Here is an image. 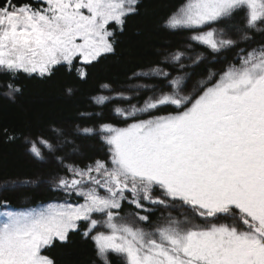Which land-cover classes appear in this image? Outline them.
Returning <instances> with one entry per match:
<instances>
[{"label":"snow or ice","instance_id":"6c2138e0","mask_svg":"<svg viewBox=\"0 0 264 264\" xmlns=\"http://www.w3.org/2000/svg\"><path fill=\"white\" fill-rule=\"evenodd\" d=\"M140 3L0 0V98L23 94L22 74L86 80ZM161 27L181 39L98 82L71 121L0 125V142L23 139L57 166L0 183L53 193L0 200V264H55L48 250L73 235L92 243L94 264H264V0H179ZM83 139L103 155L84 157Z\"/></svg>","mask_w":264,"mask_h":264},{"label":"trees","instance_id":"16d2710c","mask_svg":"<svg viewBox=\"0 0 264 264\" xmlns=\"http://www.w3.org/2000/svg\"><path fill=\"white\" fill-rule=\"evenodd\" d=\"M178 2L141 0L138 14L129 17L125 31L118 38L116 54L89 67L88 78L84 81L76 78L74 73L69 74L65 68H60L52 79L46 81L29 79L22 74L23 94L15 102L0 98V125L13 126L28 133L52 120L62 123L71 121L76 110L85 106L98 82L123 79L137 64L151 59L155 50L181 39L161 27L162 19ZM256 41L264 42V37L257 35ZM66 87H72L74 94L66 95ZM80 143L84 157L103 155V146L97 140L83 139ZM56 167L50 160H36L27 152L23 139L12 143L0 142V183L10 179H47ZM52 195L47 184L41 183L31 188L0 191V200H8L11 205L20 208L47 201ZM47 254L55 264H94L96 261L92 243L79 235H73L67 244L57 242ZM109 258L112 264H120L117 256L110 255Z\"/></svg>","mask_w":264,"mask_h":264}]
</instances>
